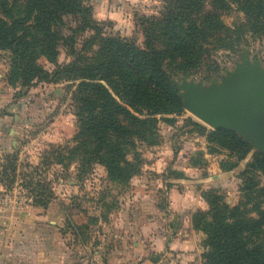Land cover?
Returning <instances> with one entry per match:
<instances>
[{
  "label": "trees",
  "instance_id": "trees-1",
  "mask_svg": "<svg viewBox=\"0 0 264 264\" xmlns=\"http://www.w3.org/2000/svg\"><path fill=\"white\" fill-rule=\"evenodd\" d=\"M205 2L209 9H204ZM231 4L244 18L228 27L221 15ZM64 17L74 24L68 36L61 30ZM140 26L143 47L106 35L84 0H0V49L9 54V83L28 86L34 81L78 80L71 97L77 123L73 144L48 153L59 164L65 159L66 165L76 162L79 176L97 163L104 166L109 181L129 185L141 167L136 142L158 143L159 119L172 125L174 117L168 115L180 114L184 108L165 67L188 76L203 64L215 63H206L211 44L214 49L234 51L247 34L264 35V0H163L159 14L144 17ZM86 30L91 33L83 38L81 48L75 47L73 36ZM59 40L72 56L62 65L57 63ZM39 56L56 68L43 69L37 63ZM188 121L205 135L209 152L218 147L227 150V158L218 162L221 171L236 168L251 149L233 130L207 129ZM200 156L191 155L189 163L198 165ZM4 160L1 185L11 183L16 170L15 154ZM259 175H264V153L256 151L238 173L236 202H226L215 187L202 191L207 207L191 213L193 228L204 234L201 264H264V185ZM171 176L184 177L181 171L165 177ZM46 201L45 195L34 203L45 207ZM112 203L115 199L105 205Z\"/></svg>",
  "mask_w": 264,
  "mask_h": 264
},
{
  "label": "rangeland",
  "instance_id": "rangeland-1",
  "mask_svg": "<svg viewBox=\"0 0 264 264\" xmlns=\"http://www.w3.org/2000/svg\"><path fill=\"white\" fill-rule=\"evenodd\" d=\"M84 1L86 5H91L90 0ZM133 3L128 9L130 11L129 20H127V16L125 19L124 15H116L113 16L114 18L93 15V18L100 23L106 35L133 40L139 47H143L144 37L140 26L142 19L158 15L162 9L163 0H137ZM208 7L209 3L205 2L204 9H209ZM243 18L242 12L236 8L235 4H231L229 9L221 15L222 24L228 27H232ZM64 21L65 25L61 28L62 33L65 36L71 35L70 27L74 25L72 18L64 17ZM90 33V30H86L74 35V46L81 48L83 38ZM58 43L57 63L62 65L70 61L72 56L68 54L67 48L61 44L60 40ZM210 46V56L206 63L215 62L210 66L203 64L188 76L173 73L171 67H165L171 74V79L178 90L184 108L180 114L168 115L174 117L172 125L159 119L158 143L148 145L145 142H136V149L140 153L141 167L139 173L134 175L137 177V182H133L134 184L130 186L127 183L122 185L109 181L104 166L97 163L93 165L91 171L79 176L80 172L76 162L73 161L69 165L65 164L66 159L62 164L55 162V155L49 154V150H55L57 146L61 149L67 144H73L71 138L77 129V123L71 97L78 80L60 79L56 82L34 81L28 86L20 85V83L12 85L7 79L9 54L0 49V102L7 101L1 106H12L16 115L22 116V121L18 117L16 125L19 128L18 137L26 147L20 157L21 160L17 153H13L16 156L13 180L11 183L5 181L2 186L7 193L17 199L27 200L30 198L31 205L42 208L41 212L44 209L45 213L61 225L59 230L61 246L72 251V261H78L83 257L84 244L91 238L90 229H96L98 237L100 226L97 223L98 216L115 214L117 209L115 204L112 203L108 206L107 203L108 205H105L106 202H102L104 199L108 198L109 201H112L119 197L127 201L133 194V196L136 194L144 196L148 194L149 190H152L158 204L165 196V192H163L165 190H162L161 187L163 177L165 178L167 174L174 175L181 171L184 177L190 180V182H183L181 185H187L188 189L195 190L197 194L200 193V196L204 189L215 187L224 196L226 202L232 204L237 201L238 187L241 181L238 176L241 168L238 167H243L254 152L264 153V150L254 147L250 141L241 136L250 144V151L234 170L224 172L218 170L217 163L220 159H226L228 152L218 146L216 152H209V144L205 135L194 130L188 119L205 125L207 129L212 128L185 108L184 100L180 95L181 89L177 84L185 79L201 82L203 88H208L212 80L221 82L223 78H227L229 73H233L237 65L244 60H248L251 64L257 62L260 70L264 73V35L254 37L247 34L234 51L214 49ZM89 53L90 51L86 54ZM37 63L49 72L56 68L54 62L48 61L43 56L37 58ZM208 72L211 73L205 77ZM157 117L160 115L157 114ZM23 118L27 119V123L23 121ZM196 153L201 154L200 163L193 166L189 163V158ZM131 157L132 153H129L128 158ZM4 162L5 160L2 164ZM200 177L204 178L203 182L196 181ZM171 178L176 177L171 176ZM259 178L260 183L264 185V175H259ZM155 186H158V191L153 189ZM45 195L47 200L45 207L34 203L35 198H44ZM123 208L126 210L127 206L124 205ZM85 217H89L86 227H77V224L83 223ZM94 239L97 241L96 237ZM64 263L69 264L70 262Z\"/></svg>",
  "mask_w": 264,
  "mask_h": 264
},
{
  "label": "crops",
  "instance_id": "crops-1",
  "mask_svg": "<svg viewBox=\"0 0 264 264\" xmlns=\"http://www.w3.org/2000/svg\"><path fill=\"white\" fill-rule=\"evenodd\" d=\"M90 1L95 17L124 15L129 20L128 9L137 0ZM6 102H0V166L7 155L15 152L20 159L26 149L16 125L22 116L12 106H1ZM134 177L129 186L137 182ZM187 181L185 177H163L165 196L158 204L152 190L144 196L133 194L127 201L117 197L115 214L98 216V237L96 229L89 230L91 238L78 261H72V251L61 246V225L44 209L25 205L5 210L0 214V264H201L204 234L193 228L191 211L206 209L207 204L200 193L181 185ZM153 189L159 190L158 186ZM88 218L82 221L86 225Z\"/></svg>",
  "mask_w": 264,
  "mask_h": 264
},
{
  "label": "water",
  "instance_id": "water-1",
  "mask_svg": "<svg viewBox=\"0 0 264 264\" xmlns=\"http://www.w3.org/2000/svg\"><path fill=\"white\" fill-rule=\"evenodd\" d=\"M177 86L185 108L201 122L212 129L233 130L264 150V73L257 62L244 60L208 88L185 79Z\"/></svg>",
  "mask_w": 264,
  "mask_h": 264
},
{
  "label": "built area",
  "instance_id": "built-area-1",
  "mask_svg": "<svg viewBox=\"0 0 264 264\" xmlns=\"http://www.w3.org/2000/svg\"><path fill=\"white\" fill-rule=\"evenodd\" d=\"M25 205H31V199L16 198L10 193L6 192V189L0 184V214L5 210H9L14 207H22Z\"/></svg>",
  "mask_w": 264,
  "mask_h": 264
}]
</instances>
